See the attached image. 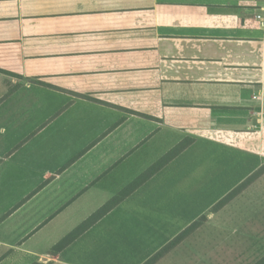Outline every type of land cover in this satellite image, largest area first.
I'll list each match as a JSON object with an SVG mask.
<instances>
[{"label":"crops","instance_id":"crops-1","mask_svg":"<svg viewBox=\"0 0 264 264\" xmlns=\"http://www.w3.org/2000/svg\"><path fill=\"white\" fill-rule=\"evenodd\" d=\"M186 138L121 204L169 218L140 193L151 181L185 195L223 181L222 198L264 166V0H0V264L47 258L56 215L88 190L121 191L104 181L128 182ZM61 179L63 208L49 194ZM263 209L264 175L206 224L245 226L263 245L264 221L249 216ZM111 217L55 264H88L70 252ZM35 232L43 247L27 246Z\"/></svg>","mask_w":264,"mask_h":264},{"label":"rangeland","instance_id":"rangeland-1","mask_svg":"<svg viewBox=\"0 0 264 264\" xmlns=\"http://www.w3.org/2000/svg\"><path fill=\"white\" fill-rule=\"evenodd\" d=\"M145 168L133 170L129 176L131 179L126 178L129 180L128 182L117 181L114 183L111 182L112 180H108L104 181V184H115L116 187H121L122 185V190L131 183L132 179L139 176L138 174H141ZM137 171L140 172L137 173ZM31 177L33 178L28 180V185L37 183L40 178L38 174H34ZM169 181L170 179H167V186H165L166 183L164 181H151L150 185L147 184V187H150V189L147 188V191L144 190L140 193L141 195L144 193L146 201L157 202L159 205L157 206L165 211L176 210L172 211L173 215L171 217L166 218V213L155 216L154 213H148L143 209L138 210L134 208L135 206L126 207V202H124L110 214L112 217L107 216L105 218L106 220L111 217L110 219L113 223H110V220L107 221L99 231H94L85 239L75 244L73 250L70 252L72 257L88 264H143L204 215L208 216V220L195 233L188 237L186 241H183L182 245H178L157 264H213V261L214 264H227V262L223 263V257L225 259L228 257L231 264L234 263L236 255L242 256L244 254L245 256L241 260L247 263V257L250 259V257H253L264 249V243L263 245L254 244L252 232L249 229H245V226H241L237 232H233L227 228L216 230L211 224H206L208 221L212 222L213 216L218 213L213 212L212 208L223 198H220L218 195L221 193L223 186L226 185L225 182L220 181L219 189H217L219 181L215 180L214 187H212V184L211 187L203 186L202 190L189 191V195H185L183 190L168 186ZM179 182L180 184L184 183ZM202 182L205 183L204 180ZM114 191L116 192L111 191V189L98 190L95 188L94 191L90 192L88 190L81 197L74 200L62 212L56 215L58 216L54 221V223L56 222V229L50 238L60 236L61 240L77 225L115 196V194H118L119 190ZM56 192L59 193L62 208L73 199V196H70L72 192L68 188L66 179L59 180V184L52 187L49 194ZM55 199L58 200V197ZM38 202L40 206L43 205L41 199ZM122 208L123 210H121ZM117 210L121 211L116 215ZM227 211L215 218V222H227L230 217V213ZM243 215L241 214V216ZM250 215L255 216L257 220L264 221V209L260 213H249ZM213 231L215 232L213 233ZM256 231L259 234L260 230ZM262 231H264L263 227ZM37 234L39 233L35 232L33 239L29 238L27 246L31 248L43 247L45 241H39L38 237H34ZM195 252H199L198 258L195 257ZM61 253L51 254L49 252V258L37 260L32 264L37 262L41 264H55L57 257ZM19 254V252H16L14 255ZM217 256H219L218 262L215 261ZM243 262L239 261L238 264H242Z\"/></svg>","mask_w":264,"mask_h":264},{"label":"trees","instance_id":"trees-1","mask_svg":"<svg viewBox=\"0 0 264 264\" xmlns=\"http://www.w3.org/2000/svg\"><path fill=\"white\" fill-rule=\"evenodd\" d=\"M195 140L193 138H186L181 143L176 145L153 165L147 168L143 173H141L136 179L129 183L124 189H122L117 195L113 196L108 200L102 207L91 214L87 219H85L81 224H79L75 229L63 237L57 244H55L50 250L51 254H59L69 246H71L77 239L94 227L99 221L110 214L114 209H116L123 201L135 193L139 188L146 184L153 176H155L159 171H161L165 166H167L173 159L180 155L185 149H187ZM264 175V166L260 167L254 173H252L248 178L241 182L237 187L226 194L221 200H219L212 208L213 212L221 211L225 206L231 203L236 197L248 189L252 184H254L258 179ZM208 216L204 215L200 220L194 222L183 230L178 236H176L172 241L165 245L162 249L156 252L151 258L145 261L143 264H157L164 257H166L173 249L195 233L206 221ZM35 264H41L39 262ZM256 264H264V257L260 259Z\"/></svg>","mask_w":264,"mask_h":264}]
</instances>
